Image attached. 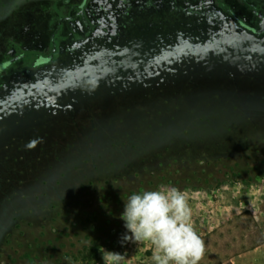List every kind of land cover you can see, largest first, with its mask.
I'll return each mask as SVG.
<instances>
[{
	"label": "rangeland",
	"instance_id": "obj_1",
	"mask_svg": "<svg viewBox=\"0 0 264 264\" xmlns=\"http://www.w3.org/2000/svg\"><path fill=\"white\" fill-rule=\"evenodd\" d=\"M68 1L0 0L27 54L0 88V264H154L121 217L160 186L186 193L198 264L264 243V36L227 15L264 0H95L79 46Z\"/></svg>",
	"mask_w": 264,
	"mask_h": 264
},
{
	"label": "clouds",
	"instance_id": "obj_2",
	"mask_svg": "<svg viewBox=\"0 0 264 264\" xmlns=\"http://www.w3.org/2000/svg\"><path fill=\"white\" fill-rule=\"evenodd\" d=\"M132 239L153 245L154 264H198L205 243L192 225V210L186 193L176 187L160 186L132 194L121 217ZM129 235L122 237L127 241ZM104 264H122L124 257L103 251Z\"/></svg>",
	"mask_w": 264,
	"mask_h": 264
},
{
	"label": "flooded vegetation",
	"instance_id": "obj_3",
	"mask_svg": "<svg viewBox=\"0 0 264 264\" xmlns=\"http://www.w3.org/2000/svg\"><path fill=\"white\" fill-rule=\"evenodd\" d=\"M95 0H75L74 5L71 6L72 1L67 2L66 11L68 12L67 20L73 21L75 18L79 19V26L82 28L83 23L88 25V31L83 30L80 33L78 41L73 40V44L78 45L87 40L86 36L91 32L92 25H89L86 17V8L90 3H94ZM242 9L241 17L237 14H231L230 11L227 12L228 17L244 30L251 32L253 35L262 37L264 36V10L257 9L254 5L250 8L246 6V3L240 5ZM82 21V22H81ZM102 31L103 26L100 28H95V30ZM94 33V31H93ZM13 40V36L10 37ZM54 38L52 37V41ZM54 49L49 53V55L38 54L32 61L30 66L31 69H38L39 67L46 66L53 62ZM27 58V54L24 51H20V47L17 42L9 43V41L3 39L0 45V88L8 89V85L5 81L13 79L15 77V71L19 70L22 66L21 63Z\"/></svg>",
	"mask_w": 264,
	"mask_h": 264
},
{
	"label": "crops",
	"instance_id": "obj_4",
	"mask_svg": "<svg viewBox=\"0 0 264 264\" xmlns=\"http://www.w3.org/2000/svg\"><path fill=\"white\" fill-rule=\"evenodd\" d=\"M226 259L224 264H264V243Z\"/></svg>",
	"mask_w": 264,
	"mask_h": 264
},
{
	"label": "trees",
	"instance_id": "obj_5",
	"mask_svg": "<svg viewBox=\"0 0 264 264\" xmlns=\"http://www.w3.org/2000/svg\"><path fill=\"white\" fill-rule=\"evenodd\" d=\"M92 225H94V224H92ZM42 256H43V255H42ZM42 256H39V259H40L41 261H43ZM40 264H43V263H40Z\"/></svg>",
	"mask_w": 264,
	"mask_h": 264
}]
</instances>
